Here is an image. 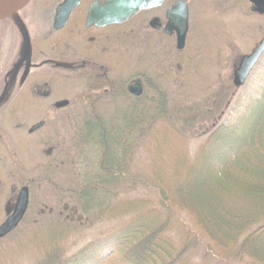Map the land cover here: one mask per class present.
Listing matches in <instances>:
<instances>
[{
  "label": "trees",
  "instance_id": "1",
  "mask_svg": "<svg viewBox=\"0 0 264 264\" xmlns=\"http://www.w3.org/2000/svg\"><path fill=\"white\" fill-rule=\"evenodd\" d=\"M146 83L142 98L120 83L113 98L101 101L88 87L94 97H85L79 138L94 157L67 159L56 170L67 174L60 190L84 217L117 225L68 255L78 224L59 218L23 226L24 220L0 240V258L34 240L35 264H264V101L236 103L193 152L184 134L194 121L187 107L153 77ZM161 129L178 153L152 170L137 169L146 138ZM140 190L153 196L123 197Z\"/></svg>",
  "mask_w": 264,
  "mask_h": 264
},
{
  "label": "rangeland",
  "instance_id": "2",
  "mask_svg": "<svg viewBox=\"0 0 264 264\" xmlns=\"http://www.w3.org/2000/svg\"><path fill=\"white\" fill-rule=\"evenodd\" d=\"M173 1L166 0L165 8ZM187 2L190 11L189 33L182 51L176 49L173 38L149 29L148 22L153 14L138 16L121 28L126 31L133 30V36L138 38L132 41L131 36L124 40L125 46L119 41L118 68L114 74L126 81L143 76L153 77L160 86L166 88L178 106H186L185 116L193 117L194 121L190 127H185L184 134L189 139L187 146L194 152L213 127L227 122L236 103L240 104L251 96L255 99L262 98L264 101V57L243 87L237 89L233 85V72L241 57L250 54L264 37V15L253 14L244 0ZM40 15L42 14L37 12L36 18L27 25L32 37L51 28L50 21ZM1 33L0 72H3L1 62L5 61L7 66L13 64L12 59L16 56L12 55L16 50L13 51L12 48L14 44L17 46L19 38L16 31L7 26H3ZM34 52L32 48L30 56ZM24 53L26 54V51ZM23 72L17 71L13 64L12 71L6 78L7 86L0 82V97L5 98L1 108L4 107V112L8 113L5 125L8 132V149L21 154L19 158L23 180H36L31 187L33 195L27 221L23 226L37 225L51 219H70L80 227L66 243L68 255H72L117 225L112 222L92 223L88 217L81 214L76 204L65 196L66 193L60 190L64 187L66 181L63 178L67 175L63 177L56 171L61 163L67 159L76 163L80 157L82 161L92 160L94 157L79 138L87 109V102L82 99L87 87L86 80L81 78L80 73L62 70L56 72L65 79L54 84L53 100H69L71 104L65 110L54 112L45 129L31 135L29 139L28 129L45 116L36 114L41 109L47 111L46 107L49 108L50 105H42L33 98L30 91L32 84L28 83L24 87V79H21V85L17 83V78L22 76ZM22 89L24 93L21 97L13 100ZM1 108L0 111L3 109ZM20 126L21 129H18ZM167 134L161 129L153 137L146 138L145 147L136 155L137 169L152 170L155 168V162L167 157L169 159L173 152L178 153V143L168 139ZM49 136L55 138L46 140ZM51 147L54 151L47 156L45 152ZM85 149L86 156L83 153ZM10 150H7L8 153ZM48 161L54 162L56 166L53 182H49L44 172L38 170V167H43ZM5 186V194L0 198V224L6 219L3 208L11 201L9 197L14 185L12 181H7ZM140 196L153 194L140 190L123 197L133 199ZM185 221L189 224V220ZM34 242L33 240V244L30 243L23 250L16 248L6 251L7 255L1 256L0 264H35L39 253Z\"/></svg>",
  "mask_w": 264,
  "mask_h": 264
},
{
  "label": "flooded vegetation",
  "instance_id": "3",
  "mask_svg": "<svg viewBox=\"0 0 264 264\" xmlns=\"http://www.w3.org/2000/svg\"><path fill=\"white\" fill-rule=\"evenodd\" d=\"M176 1L180 0H174L168 8H165V0L161 7L143 11L122 25L111 24L107 26H98L95 23L90 26L87 25L91 13L94 12L96 17H98V15H102V8L108 4L109 0H71L72 3L78 2V5L75 7L74 11L71 12L66 26L60 30L54 29L55 18L58 8L66 3L67 0H28L27 4L23 8L19 9L15 15H11L0 20V36L2 34L1 30L3 26H7V28L14 29L19 38L17 46L14 44V49L12 48L13 51L16 50L15 54L12 55L13 57L16 56L15 59H12L16 70H19L21 73L24 71L22 76L17 78V83L21 85V83H23L21 79H24V87L28 83L29 85L32 84L30 91L33 98L38 102H41L42 105H50L49 108L46 107L48 109L47 111H45V109H41L42 113H40V110V112L36 114V116L39 114L45 115L43 117L44 119L33 124L28 129L27 134L29 136L27 138L30 139L31 135L43 131L48 125L49 118L54 115V112L58 113L61 110H65L71 104V102L67 100L69 101V105L58 109L56 108V104L66 100H53L54 84H56V81L65 79V77H61L60 74H56V72H60V70L63 72L67 71L69 73H80L79 75L81 78L86 80V89L88 87L98 89V91H96V93L93 92V94L96 95V99L99 101L107 100L110 97L113 98L117 93V88L120 83H125L124 85L127 93L132 97L134 96L129 93V87L135 85L136 83L141 84L143 88V95L139 98H142L148 88V83H146V81H150L151 77L143 76L126 81L114 74L118 68V43L121 40L122 46H125L124 40H128L134 34L133 30L126 31L121 30V28L137 19L138 16L153 14L152 18L148 22L149 29L155 33L173 38L176 42L174 35L170 37L163 32L167 22V11ZM182 1L187 3L189 10L188 0ZM244 1L250 6L251 10L250 2L248 0ZM37 12L42 14L40 15L41 17L50 21L51 28H48L46 32H41L36 37H32L27 25L29 24V21L31 22L34 18H36L35 15ZM95 16L93 19H96ZM155 19H158L161 26L160 29L151 27L150 24ZM18 21H20L26 29L28 41L25 39ZM132 38L133 41L138 37L134 35ZM32 48L35 52L32 56H30V50H32ZM25 51L26 54L24 53ZM4 62L5 61L1 62L3 66L1 71L3 72H0V82L1 84L5 83L6 85V83L8 84L6 78L8 73L12 71L13 64L10 62L11 65L8 64L7 66ZM25 89L26 88H24V90ZM24 90L22 89V92L19 93L18 97L13 100L20 98L22 93H24ZM84 93L85 94L82 99L88 104L89 102L85 97L94 96L91 92L87 93L86 90ZM4 99L5 98L3 96L0 97V108ZM2 108V111H0V198L5 194V185H7V181H12L15 187L13 186L10 192L9 198L11 201H9V203H7L3 208L6 221L13 214L16 208L21 190L23 188H27L29 192V204L23 219L24 221L27 219L28 211L30 209V201L33 195L31 187L36 180H23V170L20 167L21 160L19 158L21 154H16L13 150L8 149V132L5 126L7 124L8 113L4 112V107ZM41 122L44 123L43 127L33 133H30L32 127ZM18 129H21V126L18 127ZM50 136L46 140L55 138V136L52 138ZM7 150H10L9 153ZM52 151H54V148L51 147L45 152V154L48 156ZM55 167L54 162L48 161L43 167H38V170H42L44 175L47 177V180L49 182H53L52 177L54 176ZM5 221L2 222L0 226L5 223Z\"/></svg>",
  "mask_w": 264,
  "mask_h": 264
},
{
  "label": "water",
  "instance_id": "4",
  "mask_svg": "<svg viewBox=\"0 0 264 264\" xmlns=\"http://www.w3.org/2000/svg\"><path fill=\"white\" fill-rule=\"evenodd\" d=\"M164 1L165 0H109L108 4L102 8V15H98V17H96L94 12L91 13L87 25L90 26L93 23L98 26H107L111 24L122 25L143 11L161 7L164 4ZM248 1L251 4V11L253 13L260 16L264 15V0ZM8 2H18L19 6L17 9L6 13V15L0 18V20L11 15H15L19 9L23 8L27 4L28 0H0V4ZM77 5L78 2L72 3L71 0H67L66 3L58 8L54 24L55 30H60L66 26L71 12L74 11ZM94 16L96 19H93ZM166 19L167 22L163 32L170 37L174 35L176 38V49L178 51H182L185 48L186 39L189 33V10L187 3L182 0L176 1L168 9ZM18 24L25 39L28 41L26 29L20 21H18ZM150 25L155 29L161 28L158 19L153 20ZM263 57L264 37L250 54L241 57L233 72L234 87L238 89L246 84ZM129 93L136 98L141 97L143 95L142 85L136 83L135 85L130 86ZM67 105H69V101L67 100L58 102L56 104V108L60 109L66 107ZM43 125V122L38 123L32 127L30 133L42 128ZM28 193L27 188H23L21 190L13 214L0 226V240L5 239L13 233L22 223L29 204Z\"/></svg>",
  "mask_w": 264,
  "mask_h": 264
},
{
  "label": "bare ground",
  "instance_id": "5",
  "mask_svg": "<svg viewBox=\"0 0 264 264\" xmlns=\"http://www.w3.org/2000/svg\"><path fill=\"white\" fill-rule=\"evenodd\" d=\"M18 6V2H8L0 4V18L5 16L9 11L17 9Z\"/></svg>",
  "mask_w": 264,
  "mask_h": 264
}]
</instances>
